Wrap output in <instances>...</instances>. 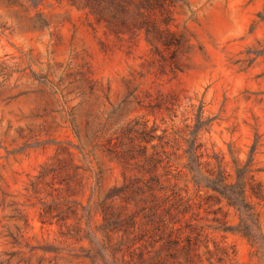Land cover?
I'll list each match as a JSON object with an SVG mask.
<instances>
[{"label": "rangeland", "instance_id": "rangeland-1", "mask_svg": "<svg viewBox=\"0 0 264 264\" xmlns=\"http://www.w3.org/2000/svg\"><path fill=\"white\" fill-rule=\"evenodd\" d=\"M83 1L0 0V264H84L69 254H81L89 241L68 240L63 221L44 223L41 210L50 188L43 184L37 192L32 184L45 164L67 157L58 141L76 142L64 123L67 110L75 108L84 121L95 117L99 108L123 99L132 74L153 97L178 94L180 108L175 107L177 117L174 111L146 109L131 116H145L151 126L156 121L158 134L183 132L194 120L189 114L192 122H185L189 104L196 109L203 102L204 118L214 121L199 132V141L210 153L224 155L230 166L229 147L246 161L257 141L254 160L264 185V0L180 2L175 24L185 28L188 43L176 73L161 70L143 34L116 37L97 24ZM83 98L88 101L79 107ZM16 208L26 214L27 229L15 217ZM76 210L80 220L70 221L71 229L78 227L83 236L87 220L80 207ZM260 210L264 228V206ZM96 212L93 208L92 215ZM202 216L204 222L213 218ZM227 219L236 222L232 210ZM216 239L237 253L225 264H258L244 238L218 233Z\"/></svg>", "mask_w": 264, "mask_h": 264}, {"label": "trees", "instance_id": "trees-1", "mask_svg": "<svg viewBox=\"0 0 264 264\" xmlns=\"http://www.w3.org/2000/svg\"><path fill=\"white\" fill-rule=\"evenodd\" d=\"M182 1L84 0L82 7L118 38L143 34L161 70L168 67L176 73L188 43L185 28L179 30L175 24V9ZM136 81L137 75L132 74L123 99L111 103L109 109L99 108L86 121L77 118L75 108L67 110L64 123L76 142L58 141L67 157L45 164L32 184L37 192L43 184L50 188L41 210L43 222L63 221L68 230L63 236L68 240L89 241L91 246H82L81 254H69L84 264H225L235 260L236 251L217 241L218 233L244 238L252 259L264 264L260 220L264 185L254 160L258 142L251 146L246 161L235 158L229 147L231 166L224 155L210 153L198 138L214 121L204 118L203 102L196 109L189 104L185 122H192L189 114H194V120L185 125V131L164 129L158 134L156 121L151 126L145 116L131 114L138 109L150 114L164 110L168 115L174 111L172 116L177 117L179 95L153 97ZM87 101L83 98L79 107ZM78 207L87 220L83 236L78 227L71 229L70 221L80 220ZM93 208L97 210L94 216ZM230 210L234 224L227 219ZM15 211L27 229L26 214L18 208ZM202 212L213 215L211 222H204ZM19 232L25 240L26 231L20 228ZM11 236L14 244L21 245L18 236Z\"/></svg>", "mask_w": 264, "mask_h": 264}]
</instances>
